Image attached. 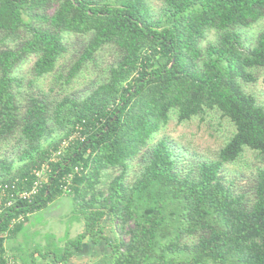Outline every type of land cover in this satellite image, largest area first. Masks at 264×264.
Listing matches in <instances>:
<instances>
[{
  "label": "trees",
  "instance_id": "obj_1",
  "mask_svg": "<svg viewBox=\"0 0 264 264\" xmlns=\"http://www.w3.org/2000/svg\"><path fill=\"white\" fill-rule=\"evenodd\" d=\"M152 1L0 0V185L31 181L78 122L87 135L51 163L33 202L0 215V264H8L10 219L65 195L61 178L76 165L84 170L70 194L84 230L43 259L65 264L89 241L109 247L91 264H264V167L249 193L224 174L246 150L264 154V105L246 90L264 71V0H157L158 15ZM257 23L250 41L246 29ZM72 44L75 59L56 78L67 86L106 54L113 59L84 90L57 95L37 86ZM32 59L26 79L20 71ZM208 112L235 126L215 159L184 170L173 142H152L170 121ZM134 160L140 172L132 180ZM107 217L117 240L105 232Z\"/></svg>",
  "mask_w": 264,
  "mask_h": 264
},
{
  "label": "rangeland",
  "instance_id": "obj_2",
  "mask_svg": "<svg viewBox=\"0 0 264 264\" xmlns=\"http://www.w3.org/2000/svg\"><path fill=\"white\" fill-rule=\"evenodd\" d=\"M161 3L152 1L153 11L159 14ZM263 23H257L246 29V34L250 41L262 28ZM214 40V36H209ZM77 44H72L71 49L59 60L55 73L44 76L35 83L45 91L52 88L55 94L60 95L68 91L84 90L94 79H98V74L105 71L107 65L113 57L106 54L99 60L98 67H92L75 80L72 86H67L56 80L60 75H65L69 66L75 59ZM34 59L26 63L20 74L26 79L31 78V68ZM264 71H260L257 82L246 86V90L253 93L258 102L264 105ZM235 133V126L227 117L220 112H208L202 117H195L187 122L178 123L176 119L170 121L160 132H158L153 143L162 138H167L179 149L181 167L184 170L194 167L199 161L215 159L217 152ZM61 133L56 132L52 139L44 141L47 147L61 137ZM16 154V153H15ZM15 156V155H14ZM264 167V154L256 151L246 150L239 160L228 164L224 168L227 181L232 183L239 191L250 192L253 180L258 168ZM140 172V165L137 160L133 161L131 179H135ZM113 176V172L108 171L103 177L104 184H108ZM106 226V233L112 241L117 240L115 223L107 217L103 220ZM85 217L78 209L72 194H65L57 197L46 207L29 214L21 228L13 235H7L5 241L6 255L12 257L16 264H59L53 256L43 259L42 253L48 249L62 252L66 241L76 238L84 230ZM107 244L92 246L86 242L83 251L76 254L65 264H91L94 259L108 251Z\"/></svg>",
  "mask_w": 264,
  "mask_h": 264
},
{
  "label": "built area",
  "instance_id": "obj_3",
  "mask_svg": "<svg viewBox=\"0 0 264 264\" xmlns=\"http://www.w3.org/2000/svg\"><path fill=\"white\" fill-rule=\"evenodd\" d=\"M84 123L85 121L78 122L75 125L74 131L62 139L56 149L51 150V156L42 162L40 166H36L32 170L33 179L31 181H28V178H16L0 185V215L17 204V202L23 201L31 203L34 201L35 197H37L49 179L51 163L59 159V157H61L76 141H84L86 139L87 135L84 133ZM83 170V167L76 165L71 171L63 175L61 178V188L64 193H71L76 174L81 173ZM28 215L29 213L23 212L14 215L8 224L9 231L14 230L17 225L24 223ZM9 231L5 234L9 235ZM6 258L8 264H16L9 255H6Z\"/></svg>",
  "mask_w": 264,
  "mask_h": 264
}]
</instances>
